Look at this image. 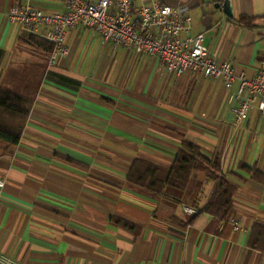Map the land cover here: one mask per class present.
Here are the masks:
<instances>
[{"label": "crops", "instance_id": "crops-1", "mask_svg": "<svg viewBox=\"0 0 264 264\" xmlns=\"http://www.w3.org/2000/svg\"><path fill=\"white\" fill-rule=\"evenodd\" d=\"M183 8L191 36L240 77L264 60V0H161ZM231 1L233 18L215 8ZM14 6L65 12L59 0H0V88L32 98L22 138L0 157V259L17 264H264L250 247L264 223V114L255 103L240 127L220 78L168 73L156 57L76 26L69 55L22 40ZM255 19L253 29L238 24ZM238 82L233 86V91ZM184 143L218 159L237 187L228 220L202 209L217 183L195 175L184 193L155 194L127 181L136 159L169 169ZM194 210L197 214L188 213ZM125 224L129 225L128 227Z\"/></svg>", "mask_w": 264, "mask_h": 264}, {"label": "built area", "instance_id": "built-area-1", "mask_svg": "<svg viewBox=\"0 0 264 264\" xmlns=\"http://www.w3.org/2000/svg\"><path fill=\"white\" fill-rule=\"evenodd\" d=\"M59 1L64 4L63 14L44 13L27 6H14L7 13L22 34L37 35L52 45L47 56L48 69L69 55L67 33L81 26L95 30L115 46L158 58L168 73L182 76L191 72L222 79L236 127L248 119L255 103L264 114V60L254 77H238L228 61H219L211 54L204 45V34L190 35L192 20L183 8L171 7L161 0ZM236 82L238 87L233 91ZM4 187L5 180L0 179V201ZM0 264L17 263L10 257H2Z\"/></svg>", "mask_w": 264, "mask_h": 264}, {"label": "trees", "instance_id": "trees-1", "mask_svg": "<svg viewBox=\"0 0 264 264\" xmlns=\"http://www.w3.org/2000/svg\"><path fill=\"white\" fill-rule=\"evenodd\" d=\"M237 22L245 28L255 27V19L252 17L241 16ZM22 35L24 42L41 49L47 55L51 53L52 45L45 39L32 34ZM33 101L32 98L0 88V157L7 150L12 153L18 146ZM244 170L252 179L264 180V174L257 169L244 167ZM195 175L205 176L208 180L217 183L211 200L202 212L221 220H228L234 210L233 198L237 187L221 175L220 162L217 158H207L199 148L191 144H183L169 169L143 159H136L128 171L127 181L155 194H163L166 191L184 193L190 187ZM125 226L129 225L125 224ZM249 245L252 249L264 253V223L254 224Z\"/></svg>", "mask_w": 264, "mask_h": 264}, {"label": "water", "instance_id": "water-1", "mask_svg": "<svg viewBox=\"0 0 264 264\" xmlns=\"http://www.w3.org/2000/svg\"><path fill=\"white\" fill-rule=\"evenodd\" d=\"M215 8L220 11H223L226 16L233 18V8H232L231 1H225L222 5L217 4Z\"/></svg>", "mask_w": 264, "mask_h": 264}]
</instances>
